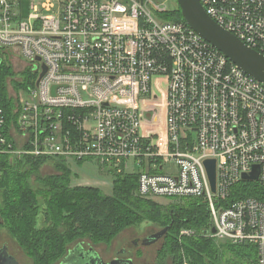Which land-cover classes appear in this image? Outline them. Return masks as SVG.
I'll list each match as a JSON object with an SVG mask.
<instances>
[{"label":"built area","instance_id":"1","mask_svg":"<svg viewBox=\"0 0 264 264\" xmlns=\"http://www.w3.org/2000/svg\"><path fill=\"white\" fill-rule=\"evenodd\" d=\"M22 1L0 0V66L23 72L8 96L9 125L0 99V153L94 159L106 172L135 173L141 198L201 197L211 222L204 234L253 245L264 264V200L231 198L254 165L258 177L248 182L264 196V84L185 21L164 18L163 2L47 0L23 17ZM199 1L264 55V0ZM158 76L164 116L150 126L142 118L155 113L141 101ZM206 159L215 160L214 191ZM130 163L138 170L127 172Z\"/></svg>","mask_w":264,"mask_h":264},{"label":"trees","instance_id":"2","mask_svg":"<svg viewBox=\"0 0 264 264\" xmlns=\"http://www.w3.org/2000/svg\"><path fill=\"white\" fill-rule=\"evenodd\" d=\"M164 18L184 21L178 7ZM11 73L9 67L0 66V99L8 125L14 116L4 82ZM62 112L66 116L67 108ZM8 125L4 131L10 140ZM65 127L72 130L66 122ZM45 164L52 165L56 173L41 175ZM107 172L113 177L111 194L96 186L72 185L70 161L63 157L0 153V227L33 264H54L75 241L108 243L123 229L143 222L161 229L168 226L158 250L159 264H256L253 245L217 242L204 234L211 222L201 197L184 198V204L163 209L151 198L135 194V173ZM236 192L264 200L255 182H241L232 189L231 198ZM182 228L195 229V235L181 236Z\"/></svg>","mask_w":264,"mask_h":264},{"label":"rangeland","instance_id":"3","mask_svg":"<svg viewBox=\"0 0 264 264\" xmlns=\"http://www.w3.org/2000/svg\"><path fill=\"white\" fill-rule=\"evenodd\" d=\"M47 0H23L22 1V16L25 17L29 10L30 5H35L37 8H41L42 4ZM53 1V0H50ZM157 2H163L168 11L175 9L177 6L176 0H154ZM55 11V10H54ZM42 15L52 14V12L47 13L45 11H41ZM11 69V68H10ZM12 70V69H11ZM23 72H19L18 70L13 71L12 73L7 75L5 78V91L7 97L12 96V88L18 89L19 82L15 80V78H19ZM27 76L26 73H24ZM165 86H166V78L163 76L154 77L151 81V92L148 93L142 99L141 103L150 104L151 109L150 112L155 113V117L150 122L146 118L145 119L150 126H153L157 121H161L164 116L163 103L165 101ZM153 107V108H152ZM156 108V109H154ZM158 108V109H157ZM148 111V112H149ZM147 112V111H144ZM153 129V128H152ZM148 130L143 127L142 132L146 133ZM169 167H173L170 165ZM70 168L72 171L71 176V184H91L93 186H97L104 193L111 194L112 193V175H110L105 170H101L98 162L94 159H85L83 161H70ZM138 170V167L132 163H130L127 167V172H135ZM166 170L159 169L158 172H164ZM56 173L54 167L50 164H45L40 168L41 175H48ZM151 200L161 204L163 209L169 206H174L176 204H184V199H176V198H166V197H153ZM184 229H192V228H182ZM161 230V228L157 225H154L149 222H143L136 226H131L123 229L119 234H117L110 242L108 243H91L87 239L78 240L73 242L69 248L75 245L78 242H81L84 248L92 247L96 250L99 255L104 260H110L114 256H116L117 252L122 249H125L124 255L125 257H129L132 259L133 264H159L158 263V250L162 246L163 238H159L155 243L149 245H143L140 243V240L150 234H153L157 231ZM180 230V231H181ZM196 231L195 229H192ZM135 239H138V244L136 246H132L131 242ZM217 242H222L217 240ZM3 244H7V249L10 255H12L18 262V264H33V260L21 249V247L17 244V242L9 235V233L0 227V247ZM69 250V249H68ZM170 263L169 260H167ZM54 264H59L55 262Z\"/></svg>","mask_w":264,"mask_h":264},{"label":"water","instance_id":"4","mask_svg":"<svg viewBox=\"0 0 264 264\" xmlns=\"http://www.w3.org/2000/svg\"><path fill=\"white\" fill-rule=\"evenodd\" d=\"M176 4L185 23L197 32L204 40L218 49L231 62L237 65L243 72L264 84V55L250 48L237 38L233 33L224 29L215 22L203 9L199 0H176ZM45 72V67L41 76ZM204 166L208 175L212 191L215 190V160H204ZM259 167L254 165L252 171L242 175L243 180H256ZM168 226L150 234L142 239L143 245L155 243L167 232ZM214 232V229H211ZM76 260L77 264H133L130 258L114 259L104 262L100 255L92 247L85 249L82 243H78L73 249L68 250L66 259ZM68 261V260H67ZM0 264H18L17 260L8 253L7 244L0 248Z\"/></svg>","mask_w":264,"mask_h":264},{"label":"flooded vegetation","instance_id":"5","mask_svg":"<svg viewBox=\"0 0 264 264\" xmlns=\"http://www.w3.org/2000/svg\"><path fill=\"white\" fill-rule=\"evenodd\" d=\"M143 239V238H142ZM142 239L140 240V243L142 244ZM78 243H81V242H78ZM78 243H76L75 245H73L71 248H69V250L70 249H73ZM131 244H132V246H136L137 244H138V239H135V240H133L132 242H131ZM83 246V245H82ZM2 247V246H1ZM0 247V248H1ZM84 247V246H83ZM89 248V247H88ZM87 248V249H88ZM86 249V248H85ZM7 251H8V249H7ZM124 252H125V249L123 248L122 249V251L120 250L119 252H117V254H116V256H114L113 258H111L110 260H104L101 256V258L103 259V261L104 262H109V261H111V260H114V259H127V258H129V257H125L124 255H122V254H124ZM9 253V252H8ZM98 253V252H97ZM99 254V253H98ZM68 255V251H67V253H66V255L64 256V257H66ZM63 257V258H64ZM62 258V259H63ZM61 259V260H62ZM131 259V258H130ZM61 260L59 261V263L61 262ZM68 260V261H67ZM132 260V259H131ZM75 262H77L76 260L73 262V259H71V258H69V259H66L65 260V262L63 263V264H77V263H75ZM133 262V261H132Z\"/></svg>","mask_w":264,"mask_h":264},{"label":"crops","instance_id":"6","mask_svg":"<svg viewBox=\"0 0 264 264\" xmlns=\"http://www.w3.org/2000/svg\"><path fill=\"white\" fill-rule=\"evenodd\" d=\"M102 170V169H101ZM77 185H91V184H77ZM91 186H93V185H91ZM96 186V185H95ZM97 187V186H96Z\"/></svg>","mask_w":264,"mask_h":264}]
</instances>
